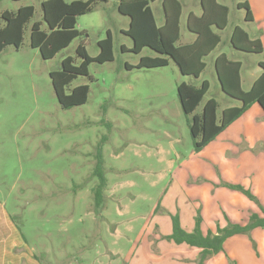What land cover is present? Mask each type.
I'll return each mask as SVG.
<instances>
[{
  "label": "rangeland",
  "instance_id": "374dc122",
  "mask_svg": "<svg viewBox=\"0 0 264 264\" xmlns=\"http://www.w3.org/2000/svg\"><path fill=\"white\" fill-rule=\"evenodd\" d=\"M42 1L0 0V22L5 10L36 7L22 45H7L0 52V214L24 236V248L36 263L158 264L160 259V264H183L178 260L183 247L166 237L173 231L170 211L193 231L198 215L206 229L218 221L228 225L227 219L246 223L250 213L261 209L257 201L225 185H242L264 203V118L259 106L196 152L178 85L209 81L210 90L196 112L209 98L221 107L239 104L221 91L214 58L226 53L241 60L242 87L251 88L262 72L264 52L236 50L229 38L239 25L264 46V0H219L230 7L229 26L221 31L222 42L206 57L199 78L182 75L173 60L164 67L128 70L126 63L137 64L142 56L156 53L150 48L140 54L128 51L133 40L122 30L130 18L118 11V0L95 4L78 18L83 36L44 59L30 45L32 24L43 22ZM181 1L180 42L185 43L194 37L186 29L187 14L190 9L199 14L201 8L200 0ZM245 1L253 21L238 7ZM161 5V0L153 4L158 24ZM108 30L114 60L91 63L92 79L78 76L68 86L89 84L88 101L62 108L50 72L60 70L66 56L76 57L82 40L91 56L98 55V41ZM98 151L107 178L102 206L95 204L93 192L99 182L93 175ZM192 252L191 264H199L200 251ZM210 259L211 264H264V228L228 238L224 250L205 264Z\"/></svg>",
  "mask_w": 264,
  "mask_h": 264
},
{
  "label": "trees",
  "instance_id": "16d2710c",
  "mask_svg": "<svg viewBox=\"0 0 264 264\" xmlns=\"http://www.w3.org/2000/svg\"><path fill=\"white\" fill-rule=\"evenodd\" d=\"M109 0H43L41 2L42 21H36L31 26L30 45L39 49L44 59H51L71 43L82 37L84 31L77 27L78 18L93 11L98 2ZM157 0H118V11L130 18L129 27L122 32L133 40V46L128 51L140 54L145 48H150L156 55H144L137 64L126 63L125 67L156 68L169 65L170 60L179 68L184 76L199 78L206 69V57L221 43L219 31L225 29L229 20V7L218 0H201L202 13L188 16V29L196 36L188 44H179L180 19L182 4L180 0H162L164 22L157 23L153 4ZM240 9L246 10L245 19L253 21V14L248 1L240 3ZM36 7L25 5L16 11L5 10L0 22V52L7 45L19 48L24 40L27 24L34 17ZM82 39V38H81ZM230 43L236 50L246 53H263L264 46L260 39H253L249 33L240 26L233 29ZM100 52L91 56L82 40L76 48V57L66 56L62 60L60 70L50 72L53 88L57 99L64 109L85 104L90 94L89 84H80L68 87L78 76H87L92 79L89 66L93 62L104 63L113 61L114 41L110 30L107 36L98 42ZM124 49V46H122ZM80 59V63L76 60ZM242 62L230 59L225 53L215 60V73L221 85V91L239 104L226 106L220 111V102L216 98H209L204 102L202 110L196 112L210 90L208 80L202 81L199 86L187 82L178 85V98L181 108L188 119V125L196 152H200L219 135H221L233 122L244 115L253 104H258L264 110V61L259 62L261 74L254 81L249 90L242 87ZM96 165L93 175L99 178L98 184L93 188L96 205H103L104 191L107 178L103 170L104 158L102 151L96 154ZM231 189L239 190L250 199L257 201L262 214L252 213L246 224L232 223L213 232L203 229L201 215L196 217L193 231L183 228L180 216L172 214L173 231L167 239L177 244H186L200 249V262L205 261L224 250V243L230 237L247 233L255 228H264V206L257 197L242 185L225 183ZM24 238V236H23ZM25 239V238H24ZM38 259V256H36Z\"/></svg>",
  "mask_w": 264,
  "mask_h": 264
},
{
  "label": "crops",
  "instance_id": "0c3cea01",
  "mask_svg": "<svg viewBox=\"0 0 264 264\" xmlns=\"http://www.w3.org/2000/svg\"><path fill=\"white\" fill-rule=\"evenodd\" d=\"M158 1V0H157ZM156 1V2H157ZM219 1V0H218ZM180 2H181V4H182V14H181V19H182V15H183V13H184V7H183V3H182V1L180 0ZM220 2V1H219ZM221 3V2H220ZM161 4H162V0H161ZM223 4V3H222ZM226 5V4H225ZM228 6V5H227ZM229 7V6H228ZM200 8H201V10H200V13L198 14V13H196L194 10H189V13L187 14V17H186V29H187V31L190 33V34H192V35H194L189 29H188V16H189V14L192 12V13H194V14H196V15H200L201 13H202V4H201V0H200ZM161 9H162V13H163V19H162V23L161 24H159V25H162L163 24V22H164V11H163V7H162V5H161ZM154 10V9H153ZM155 13V12H154ZM229 14H230V7H229ZM156 16V15H155ZM229 18V17H228ZM157 19V18H156ZM181 19H180V40H179V44H188V43H191V42H193L194 40H195V35H194V37L191 39H189L187 42H185V43H182V42H180L181 41V36H182V33H181ZM229 20H228V25H227V27L229 26ZM157 23H158V21H157ZM236 26H239V25H236ZM235 26V27H236ZM226 27V28H227ZM235 27H233L232 28V30H231V32H233V29L235 28ZM225 28V29H226ZM225 29H223V30H225ZM222 30V31H223ZM221 33V31H219V34ZM231 35H232V33L230 34V38H229V41L231 40ZM251 37V36H250ZM222 38V37H221ZM101 40V39H100ZM99 40V41H100ZM98 41V42H99ZM221 42H222V39H221ZM231 44V43H230ZM220 45V44H219ZM218 45V46H219ZM217 46V47H218ZM125 48V47H124ZM217 49V48H216ZM215 49V50H216ZM214 50V51H215ZM220 54H222V53H220ZM219 54V55H220ZM226 54V53H225ZM210 55V54H209ZM208 55V56H209ZM218 55V56H219ZM227 55V54H226ZM207 56V57H208ZM217 56V57H218ZM228 56V55H227ZM216 57V58H217ZM229 57V56H228ZM216 58H214V66H215V60H216ZM238 61H241V60H238ZM242 62V61H241ZM242 64H243V62H242ZM207 67V66H206ZM242 67H243V65H242ZM241 71H242V69H241ZM261 74V73H260ZM259 74V75H260ZM258 75V76H259ZM258 76L255 78V80L258 78ZM201 77V76H200ZM218 78V77H217ZM241 78H242V74H241ZM254 80V81H255ZM254 81H253V83H254ZM253 85V84H252ZM197 86V85H196ZM252 87V86H251ZM208 100V99H207ZM206 102V101H205ZM232 105H234V104H232ZM232 105H226V106H232ZM255 104H253L251 107H253ZM256 105H258V104H256ZM226 106H222L221 107V109H223V108H225ZM259 106V105H258ZM259 108H260V110H261V112H262V115H263V118H264V110L259 106ZM248 112V111H247ZM246 112V113H247ZM246 113L244 114V115H242L241 117H243V116H245L246 115ZM240 117V118H241ZM237 121V120H236ZM234 123V122H233ZM232 123V124H233ZM264 123V122H263ZM262 122L260 123L261 124V126L263 127L264 126V124H263ZM231 124V125H232ZM230 125V126H231ZM229 126V127H230ZM228 127V128H229ZM227 128V129H228ZM226 129V130H227ZM225 130V131H226ZM224 133V132H223ZM220 136V135H219ZM256 136V135H255ZM258 136V135H257ZM218 138V137H217ZM216 138V139H217ZM215 139V140H216ZM213 142V141H212ZM262 147H264V146H262ZM258 169L260 168V166H258L257 167ZM215 184H217V185H214V188H213V190H214V192H213V190H212V192L213 193H215L216 192V190H217V188H218V183L216 182ZM229 188V187H228ZM247 189V188H246ZM254 194V193H253ZM255 195V194H254ZM256 197H257V199L259 200V198H258V196L257 195H255ZM259 202H260V200H259ZM261 203V202H260ZM263 206H264V203H261ZM252 213H258V214H262V211H261V209H258V210H254ZM252 213H250V215L252 214ZM172 214H175V213H172L171 211H170V215H172ZM178 214V213H177ZM179 216H180V214H178ZM249 215V216H250ZM227 218V217H226ZM228 220V222H232V223H238V222H236V221H230L229 219H227ZM248 220H249V217H248ZM180 221H181V219H180ZM247 223V222H246ZM246 223H240V224H246ZM182 224V223H181ZM218 225L219 226H221V227H224V226H227V225H223L221 222H217L214 226V228H206L205 229V220L203 219V229H204V231L205 232H207L208 230H212L213 232H216L217 231V227H218ZM183 226V225H182ZM184 228V227H183ZM236 236V235H235ZM234 237V236H233ZM231 238V237H230ZM24 238H23V236H22V234L20 235L19 234V232L16 230V228L14 227V225L12 224V222L9 220V218L7 217V216H5V215H2V214H0V264H38V263H36L37 261L34 259V255H29V254H27V250L24 248V240H23ZM225 244V243H224ZM177 245H181V246H177L178 248H181V247H183V249H182V251H183V253H184V255L183 256H179L178 257V260L180 261H182V263L183 264H191V252L192 251H194V252H192V253H198L199 251H200V249H198V248H194V249H192L191 250V248H193V247H190V246H188V245H186V244H177ZM155 249H157V250H160V247L158 248V246H155ZM26 250V251H25ZM29 255V256H28ZM181 261H180V263H181ZM213 262V260L212 259H210L209 261H207V264H211ZM161 263V260L159 259V263L158 264H160ZM126 264H133V262L132 263H126Z\"/></svg>",
  "mask_w": 264,
  "mask_h": 264
}]
</instances>
